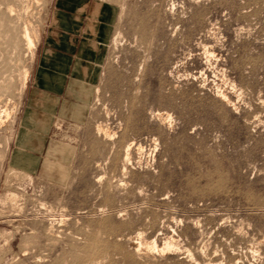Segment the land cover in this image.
I'll return each mask as SVG.
<instances>
[{
  "label": "rangeland",
  "instance_id": "obj_1",
  "mask_svg": "<svg viewBox=\"0 0 264 264\" xmlns=\"http://www.w3.org/2000/svg\"><path fill=\"white\" fill-rule=\"evenodd\" d=\"M51 1L0 0V264H264V0H99L90 115L30 161Z\"/></svg>",
  "mask_w": 264,
  "mask_h": 264
},
{
  "label": "crops",
  "instance_id": "obj_2",
  "mask_svg": "<svg viewBox=\"0 0 264 264\" xmlns=\"http://www.w3.org/2000/svg\"><path fill=\"white\" fill-rule=\"evenodd\" d=\"M41 2L36 9L45 10L43 36L20 117L26 134L19 137L25 147L18 155L30 161L47 154L57 131L89 117L112 35L109 11L99 0H52L42 7Z\"/></svg>",
  "mask_w": 264,
  "mask_h": 264
},
{
  "label": "bare ground",
  "instance_id": "obj_3",
  "mask_svg": "<svg viewBox=\"0 0 264 264\" xmlns=\"http://www.w3.org/2000/svg\"><path fill=\"white\" fill-rule=\"evenodd\" d=\"M29 33V32H28ZM27 35V34H26ZM33 38V37H32ZM32 38L30 37V35H27V42H28V45H29V48L30 49H36V45H35V41L32 40ZM26 39V38H25ZM86 69V68H85ZM26 73V77H25V80L26 82L28 81L29 77H30V74L27 73V71L25 72ZM2 113V112H1ZM1 117V116H0ZM168 247V246H167Z\"/></svg>",
  "mask_w": 264,
  "mask_h": 264
}]
</instances>
